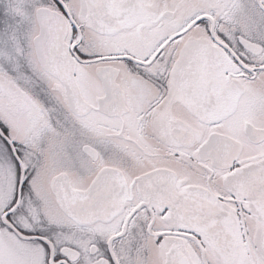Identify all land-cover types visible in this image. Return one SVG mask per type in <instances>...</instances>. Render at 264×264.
Instances as JSON below:
<instances>
[{
  "label": "snow or ice",
  "instance_id": "1",
  "mask_svg": "<svg viewBox=\"0 0 264 264\" xmlns=\"http://www.w3.org/2000/svg\"><path fill=\"white\" fill-rule=\"evenodd\" d=\"M0 264H264V0H0Z\"/></svg>",
  "mask_w": 264,
  "mask_h": 264
}]
</instances>
